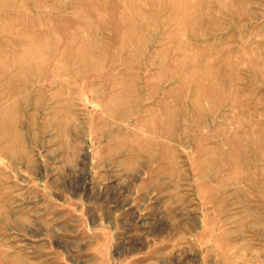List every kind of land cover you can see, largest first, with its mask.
<instances>
[{"label":"rangeland","instance_id":"1","mask_svg":"<svg viewBox=\"0 0 264 264\" xmlns=\"http://www.w3.org/2000/svg\"><path fill=\"white\" fill-rule=\"evenodd\" d=\"M0 264H264V0H0Z\"/></svg>","mask_w":264,"mask_h":264}]
</instances>
